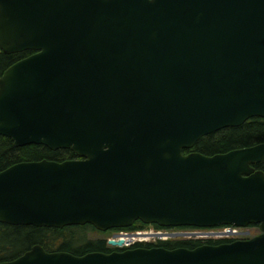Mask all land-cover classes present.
<instances>
[{
  "label": "water",
  "instance_id": "water-1",
  "mask_svg": "<svg viewBox=\"0 0 264 264\" xmlns=\"http://www.w3.org/2000/svg\"><path fill=\"white\" fill-rule=\"evenodd\" d=\"M0 47L33 50L0 77V135L78 155L0 170V222L262 231L81 255L37 244L0 264H264V141L185 152L264 118V0H0Z\"/></svg>",
  "mask_w": 264,
  "mask_h": 264
},
{
  "label": "trees",
  "instance_id": "trees-1",
  "mask_svg": "<svg viewBox=\"0 0 264 264\" xmlns=\"http://www.w3.org/2000/svg\"><path fill=\"white\" fill-rule=\"evenodd\" d=\"M32 52V50H26L8 54L0 48V76L10 65ZM263 141L264 118L253 117L240 126L227 127L202 137L193 149L205 154H214ZM186 151L189 150L186 149ZM76 157L77 154L71 149L53 150L43 144L33 143L18 147L15 146L11 138L0 135V170L22 160L43 158L65 160ZM255 167L264 171V163L255 164ZM88 229L86 226L81 225L56 228L0 223V261L19 255L36 243L42 244L49 250H68L75 254H83L96 249L108 251L104 245L105 241L92 242L87 240ZM223 241H228V239L210 240L213 243ZM201 242L200 240L187 239L181 241V245L194 247L201 244Z\"/></svg>",
  "mask_w": 264,
  "mask_h": 264
},
{
  "label": "flooded vegetation",
  "instance_id": "flooded-vegetation-1",
  "mask_svg": "<svg viewBox=\"0 0 264 264\" xmlns=\"http://www.w3.org/2000/svg\"><path fill=\"white\" fill-rule=\"evenodd\" d=\"M135 225H144L143 223L141 222H137ZM88 229V234H89V237L92 236V238H87L88 241H92V242H96V241H105V246H106V249L109 251L111 250L112 248L107 244L106 242V234L108 233V231H103V230H100L96 227H94L93 225H85ZM156 226V225H155ZM156 238V242H153L151 241L149 244H153V245H166L167 247H173V248H176V247H180L182 246L181 245V240H180V236H174L172 237L171 241L168 240V242H159V239L158 237H155ZM29 249V248H28ZM26 249V250H28ZM98 251H103L102 249H96ZM93 251V250H91Z\"/></svg>",
  "mask_w": 264,
  "mask_h": 264
},
{
  "label": "rangeland",
  "instance_id": "rangeland-1",
  "mask_svg": "<svg viewBox=\"0 0 264 264\" xmlns=\"http://www.w3.org/2000/svg\"><path fill=\"white\" fill-rule=\"evenodd\" d=\"M250 230H251V232L255 233L257 231V228L251 227ZM86 236H87V238H92V236L89 237V234H87Z\"/></svg>",
  "mask_w": 264,
  "mask_h": 264
},
{
  "label": "bare ground",
  "instance_id": "bare-ground-1",
  "mask_svg": "<svg viewBox=\"0 0 264 264\" xmlns=\"http://www.w3.org/2000/svg\"><path fill=\"white\" fill-rule=\"evenodd\" d=\"M130 239H132V238H130Z\"/></svg>",
  "mask_w": 264,
  "mask_h": 264
}]
</instances>
